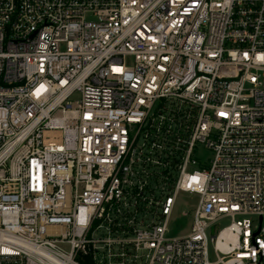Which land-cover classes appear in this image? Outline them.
Returning a JSON list of instances; mask_svg holds the SVG:
<instances>
[{
  "label": "built area",
  "instance_id": "obj_1",
  "mask_svg": "<svg viewBox=\"0 0 264 264\" xmlns=\"http://www.w3.org/2000/svg\"><path fill=\"white\" fill-rule=\"evenodd\" d=\"M215 263L264 264V0H0V264Z\"/></svg>",
  "mask_w": 264,
  "mask_h": 264
},
{
  "label": "rangeland",
  "instance_id": "obj_2",
  "mask_svg": "<svg viewBox=\"0 0 264 264\" xmlns=\"http://www.w3.org/2000/svg\"><path fill=\"white\" fill-rule=\"evenodd\" d=\"M79 98V95H75L73 99ZM202 159L204 163H207L212 157V153L208 149H203L201 152ZM198 197L191 193H180L178 196L175 209L173 210L171 223L169 225L168 236L176 237L184 235L190 231L192 222H193V211L197 206ZM231 218H224L217 222L213 228L212 232H217L221 228L229 225ZM217 259L216 255L213 252V247L210 248V260L215 262ZM221 264V263H215Z\"/></svg>",
  "mask_w": 264,
  "mask_h": 264
},
{
  "label": "bare ground",
  "instance_id": "obj_3",
  "mask_svg": "<svg viewBox=\"0 0 264 264\" xmlns=\"http://www.w3.org/2000/svg\"><path fill=\"white\" fill-rule=\"evenodd\" d=\"M222 236H225L226 238H229L230 240L234 241L236 240L235 236L229 231L226 230L222 233Z\"/></svg>",
  "mask_w": 264,
  "mask_h": 264
},
{
  "label": "water",
  "instance_id": "obj_4",
  "mask_svg": "<svg viewBox=\"0 0 264 264\" xmlns=\"http://www.w3.org/2000/svg\"><path fill=\"white\" fill-rule=\"evenodd\" d=\"M260 221H262V216L260 217Z\"/></svg>",
  "mask_w": 264,
  "mask_h": 264
}]
</instances>
